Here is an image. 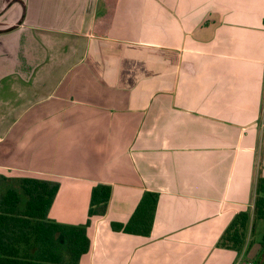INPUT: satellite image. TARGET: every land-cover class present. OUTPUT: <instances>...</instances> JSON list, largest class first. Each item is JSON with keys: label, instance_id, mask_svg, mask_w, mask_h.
I'll list each match as a JSON object with an SVG mask.
<instances>
[{"label": "crops", "instance_id": "0c3cea01", "mask_svg": "<svg viewBox=\"0 0 264 264\" xmlns=\"http://www.w3.org/2000/svg\"><path fill=\"white\" fill-rule=\"evenodd\" d=\"M0 174L60 185L79 264H254L220 243L264 178V0H0Z\"/></svg>", "mask_w": 264, "mask_h": 264}, {"label": "trees", "instance_id": "16d2710c", "mask_svg": "<svg viewBox=\"0 0 264 264\" xmlns=\"http://www.w3.org/2000/svg\"><path fill=\"white\" fill-rule=\"evenodd\" d=\"M106 23L107 19L103 24ZM59 189L60 185L55 182L8 178L0 174V264H79L88 253L89 221L86 225L72 226L49 218ZM111 195L110 186H96L92 191L89 217L105 215ZM149 197L151 205L145 204L146 195L131 221L126 226L113 225V228L130 234H149L157 207L155 197ZM259 221H264L263 177L258 179L253 214H238L220 245L227 242L235 249L243 247L248 232L252 236ZM261 246L259 262H264V236Z\"/></svg>", "mask_w": 264, "mask_h": 264}, {"label": "rangeland", "instance_id": "374dc122", "mask_svg": "<svg viewBox=\"0 0 264 264\" xmlns=\"http://www.w3.org/2000/svg\"><path fill=\"white\" fill-rule=\"evenodd\" d=\"M264 236V221H259L256 224V229L255 233L252 236H248L245 245L248 246V255L247 258L251 259L252 262L255 264L256 260L261 256L262 252V246H261V241ZM243 246V248L245 247ZM260 260V259H258ZM244 264L247 262H243ZM264 264V262L262 263Z\"/></svg>", "mask_w": 264, "mask_h": 264}]
</instances>
